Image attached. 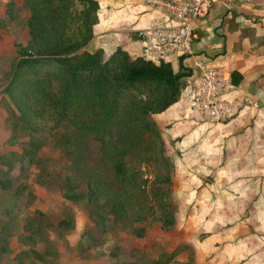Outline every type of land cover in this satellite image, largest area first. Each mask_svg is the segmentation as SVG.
Instances as JSON below:
<instances>
[{
    "label": "rangeland",
    "instance_id": "1",
    "mask_svg": "<svg viewBox=\"0 0 264 264\" xmlns=\"http://www.w3.org/2000/svg\"><path fill=\"white\" fill-rule=\"evenodd\" d=\"M30 9L0 0V264H162L177 244L187 247L170 264H264V119L203 122L181 92L170 115L149 113L164 149L125 136L102 147L57 121L28 82L45 64L21 58L48 46L28 43ZM118 161L138 168L129 189L116 188ZM62 217L72 231L53 228Z\"/></svg>",
    "mask_w": 264,
    "mask_h": 264
},
{
    "label": "trees",
    "instance_id": "2",
    "mask_svg": "<svg viewBox=\"0 0 264 264\" xmlns=\"http://www.w3.org/2000/svg\"><path fill=\"white\" fill-rule=\"evenodd\" d=\"M25 2L31 8L28 43L34 48L42 44L48 46L43 47V56L28 54L19 63L45 64L44 70L28 82L51 115L57 121L74 123L80 133L93 136L102 147L116 141L118 136H125L131 148L147 147L152 151L161 145L164 149L149 113L160 112L179 98L187 83L184 76L189 72L174 70L164 59L132 57L121 46L104 60L102 48L87 49L93 37V25L98 20V0ZM70 19L76 20L71 34L68 33ZM230 76L232 83L242 78L236 70H232ZM114 167V182L119 190L129 189L131 179L140 178L138 168L130 170L129 162L118 161ZM64 197L72 201L83 199V195L75 191L64 192ZM35 219L44 220V212L39 208L35 210ZM53 228L60 232L72 231L74 217L59 218ZM186 247L177 244L166 252L162 264H170ZM31 251L40 260L46 258L36 249Z\"/></svg>",
    "mask_w": 264,
    "mask_h": 264
},
{
    "label": "crops",
    "instance_id": "3",
    "mask_svg": "<svg viewBox=\"0 0 264 264\" xmlns=\"http://www.w3.org/2000/svg\"><path fill=\"white\" fill-rule=\"evenodd\" d=\"M98 2V20L93 25V37L86 46L89 50L102 48L107 57L117 46L131 55L146 57L138 30L170 21L165 13L143 0ZM164 60L169 61L174 70L188 71L185 79L198 74V64L213 63L222 65L229 73L232 70L240 72V81L231 82L229 94L233 99L234 113L227 124L263 121L264 0H253L243 5H227L213 0L207 14L196 21V38L190 52ZM181 100L159 113L160 118L170 115L172 107Z\"/></svg>",
    "mask_w": 264,
    "mask_h": 264
},
{
    "label": "built area",
    "instance_id": "4",
    "mask_svg": "<svg viewBox=\"0 0 264 264\" xmlns=\"http://www.w3.org/2000/svg\"><path fill=\"white\" fill-rule=\"evenodd\" d=\"M169 17V22L138 30L146 57L154 61L190 52L196 38V21L205 16L213 0H143ZM227 5H243L253 0H219ZM199 72L187 79L181 97L198 120L222 124L230 120L233 99L230 73L218 64H198Z\"/></svg>",
    "mask_w": 264,
    "mask_h": 264
}]
</instances>
